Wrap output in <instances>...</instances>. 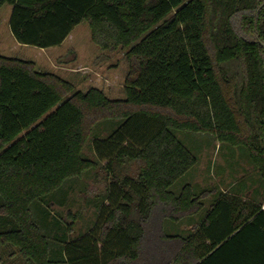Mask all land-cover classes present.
<instances>
[{
  "label": "trees",
  "instance_id": "trees-1",
  "mask_svg": "<svg viewBox=\"0 0 264 264\" xmlns=\"http://www.w3.org/2000/svg\"><path fill=\"white\" fill-rule=\"evenodd\" d=\"M5 6L18 44L58 48L87 23L96 47L126 51L129 72L126 98L110 100L0 55V248L27 264H264V187L254 198L171 191L197 164L174 132L245 150L264 185V0H0ZM102 122L115 127L101 139ZM91 142L95 159L86 155ZM96 170L106 189L94 228L75 237L72 216L52 240L46 221H60L36 218L34 208ZM210 196L187 234L168 233V222L175 229L200 216Z\"/></svg>",
  "mask_w": 264,
  "mask_h": 264
},
{
  "label": "rangeland",
  "instance_id": "rangeland-1",
  "mask_svg": "<svg viewBox=\"0 0 264 264\" xmlns=\"http://www.w3.org/2000/svg\"><path fill=\"white\" fill-rule=\"evenodd\" d=\"M10 15L11 8L9 6L3 7L0 11L1 56L34 62L37 69L55 74L71 82L75 89L83 94L88 90L97 89L110 100L126 98L124 83L129 72L126 51L119 49L116 52H108L96 47L92 42L87 23H82L75 28L61 47L41 50L20 45L14 40L9 28ZM113 127L115 126H109L108 122H102L95 128V132L102 139L107 136L106 132ZM174 135L197 159V164L173 185L171 188L173 193L180 194L187 185L192 186L196 195L209 190L229 194L244 193L249 190V194L254 198L256 193L263 191V181L256 168L250 163L245 150L219 145L208 136L183 132H174ZM93 150V142H91L86 149L87 157L95 159ZM104 164L103 162L102 166ZM101 177L98 170L91 171L83 180L67 184L59 191L58 195L47 199L40 207L36 205L33 210L36 218L44 213H48V216L51 213L52 217L56 216V220L60 221L58 228L54 224L55 219L49 218L46 221L45 231L48 232L52 240L59 241L63 237L66 223H71L72 216L78 217L75 237L83 236L94 228L98 214L96 205L103 201L101 197L105 195L106 189V181ZM242 178L243 180H241ZM235 184L237 186L233 187ZM242 186H245V190L241 189ZM64 192L67 194L66 200L62 201L60 196ZM212 199L213 197L210 196L205 201L206 208L200 216L184 220L175 229L174 224L168 222L166 225L168 233L171 234V228L174 234H187L193 223L197 222L199 217L204 216ZM60 261L61 264H64V259ZM0 264L27 263L16 249L0 248Z\"/></svg>",
  "mask_w": 264,
  "mask_h": 264
},
{
  "label": "crops",
  "instance_id": "crops-1",
  "mask_svg": "<svg viewBox=\"0 0 264 264\" xmlns=\"http://www.w3.org/2000/svg\"><path fill=\"white\" fill-rule=\"evenodd\" d=\"M11 8V7H10ZM11 13H12V8H11ZM11 16V15H10ZM10 20V19H9ZM69 39V38H68ZM67 39V40H68ZM89 91V90H88ZM87 91V92H88ZM78 92H80V91H78ZM87 92H85V93H87ZM24 135V134H23ZM245 195H246V197H250L251 195L249 194V190L245 193Z\"/></svg>",
  "mask_w": 264,
  "mask_h": 264
},
{
  "label": "water",
  "instance_id": "water-1",
  "mask_svg": "<svg viewBox=\"0 0 264 264\" xmlns=\"http://www.w3.org/2000/svg\"><path fill=\"white\" fill-rule=\"evenodd\" d=\"M262 47H263V50H264V42H263V44H262Z\"/></svg>",
  "mask_w": 264,
  "mask_h": 264
}]
</instances>
